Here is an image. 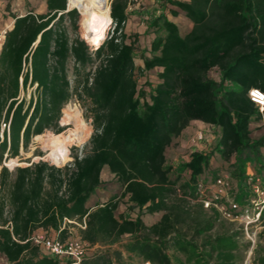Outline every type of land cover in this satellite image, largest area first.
<instances>
[{
  "label": "trees",
  "instance_id": "1",
  "mask_svg": "<svg viewBox=\"0 0 264 264\" xmlns=\"http://www.w3.org/2000/svg\"><path fill=\"white\" fill-rule=\"evenodd\" d=\"M1 1L8 9L15 0ZM76 1L45 0L43 14L11 13L13 26L0 52V166L4 159L18 158L47 130L68 145L81 143L80 127L68 136L59 127L74 93L92 105L94 134L90 151L75 155L65 170L45 162L13 172L2 168L0 255L9 264H69L31 238L44 229L66 239L68 226L85 224L81 239L105 250L80 264H171L169 251L186 252L190 244L184 228L197 235L214 228L203 206L192 204L199 186L225 175L233 199L245 202L255 182L245 166L264 167V131L252 138L251 130L262 116L248 98L251 89L264 93V0H163L146 21L145 32L153 36L148 48H142L138 34L125 32L134 17L127 12L128 0L112 1L113 25L98 45L85 37L82 26L81 37ZM170 17H185L192 27L182 34ZM89 44L102 45L92 51ZM94 63L96 69L87 72ZM213 70L218 82L209 78ZM29 88L35 89L27 100L21 95ZM193 121L217 130L214 148L193 152L176 168L168 166L167 149ZM3 122L10 123L9 140L7 131L1 137ZM52 153L58 161L47 157L57 167L70 161L67 150L65 160L62 148ZM216 154L228 163L224 174L212 162ZM105 169L121 195L91 201L109 186L102 181ZM122 202L130 216L118 213ZM205 245L213 247L212 241Z\"/></svg>",
  "mask_w": 264,
  "mask_h": 264
},
{
  "label": "rangeland",
  "instance_id": "2",
  "mask_svg": "<svg viewBox=\"0 0 264 264\" xmlns=\"http://www.w3.org/2000/svg\"><path fill=\"white\" fill-rule=\"evenodd\" d=\"M78 1V0H77ZM76 2L73 3V7H76L86 14V18H89V13L83 11L81 8L76 6ZM113 0H95L94 4L95 7L100 11H109L111 9V3ZM163 0H144L141 5L134 11L128 12L130 15L134 16L131 17L129 22L125 27V32L130 34H138L140 36V43L142 48H148L150 43L153 39V36L146 34V21L152 15H156L158 9L161 7V3ZM8 5L5 2L0 0V37L9 29V26L12 23L11 13H17L19 15H24L29 11H34L37 14H43L47 12L45 0H15L11 2L9 8L7 9ZM81 12V13H82ZM82 13V14H83ZM110 14V13H109ZM85 17V16H84ZM83 25L84 29L86 28V22ZM81 20L82 16L80 15L79 21V33L81 37H83L81 31ZM178 25L180 26L182 34H185L190 30L191 22L185 18L181 17L177 20ZM110 27V26H109ZM108 27V28H109ZM111 28V27H110ZM109 28V29H110ZM86 30V29H85ZM108 30V29H107ZM71 36L75 37L76 33L71 30ZM107 38V37H106ZM106 38L102 42H105ZM92 41H94L92 39ZM95 43V42H94ZM96 44V43H95ZM101 44V45H102ZM90 45V44H89ZM97 45V44H96ZM100 45V46H101ZM99 46V47H100ZM99 47H93L90 45L92 51L97 50ZM140 53V52H139ZM137 65L140 64L139 60L136 61ZM98 66L97 63L92 64L87 68V72H93L96 67ZM75 65L74 62L69 64V76L71 80V84L74 86V79H75ZM209 78L214 81H219L218 78V71L213 70L209 73ZM154 79V78H153ZM154 81V80H153ZM35 88H29L26 95L22 94L21 96H26L27 100L30 99L31 94H33ZM64 111H62V124L61 119L59 122V127L62 129L60 133L62 136H68L70 133L75 131L78 127L82 129V137L81 143L72 142L69 145L63 142V139L55 140L57 136L54 135V131L47 130L43 134V136L39 140L32 139V142L27 151H21V155L18 158L13 159L14 161L5 160L3 161L2 166H0V173L3 167H7L10 172H13L17 167H28L36 163L45 162L48 163L50 166L56 167L58 169L65 170L67 167L72 165L75 155L82 156L90 151V141L94 134V128L92 126V105L89 100L83 98L81 99L75 93L73 97L69 101L67 105H65ZM71 121H74L71 122ZM78 124V125H76ZM63 125V126H62ZM205 125V124H203ZM264 121L261 123L253 124L251 126L252 130V138H258L263 134L264 131ZM204 128H197L198 133L203 135V140L198 142V149L196 148L197 152L205 153L210 151L214 148L216 139L218 138L217 130L209 125L202 126ZM187 129V128H186ZM190 130L192 128H189ZM186 130L183 131L185 133ZM57 135V134H55ZM180 139V136L174 139L176 142ZM68 145V146H67ZM62 148V157L65 160L66 158V150L68 156L70 157V161L64 166H58L51 163L48 159V155H50L53 159H55L54 155H52L55 149ZM67 148V149H66ZM191 151V148H182L180 144L176 143L170 149L167 154L168 159V166L177 167L182 163H185L187 155ZM176 156H175V154ZM179 159L181 163L174 164V159ZM56 160V159H55ZM63 160V161H64ZM11 161V162H10ZM58 161V160H56ZM60 162V161H59ZM62 162V161H61ZM215 167L221 166L223 170L222 173L224 174L225 169L228 167V163H224L218 154H216L215 158L212 160ZM249 164L245 166V174L246 169ZM262 165L264 166V160L262 161ZM60 167V168H59ZM255 169V172L254 170ZM221 173V174H222ZM253 181H258V185L264 189V167L258 168L254 167L251 168L250 171L247 173ZM109 186L105 187L104 193H98L94 196L91 201L98 200V198L102 199H110L116 196L121 195V188L118 184H113L108 182ZM250 189H252L253 184L249 185ZM243 195H249V191L242 189L241 190ZM250 196V195H249ZM252 200V197H248L247 203ZM240 205V209L243 207V202L238 201ZM121 209L124 210V215L130 216L131 213L129 212L125 202H122ZM207 214L208 217L213 218L214 228L211 232L203 235H197L194 233L193 230L188 229V227L184 228L183 232L185 233L186 240L189 245H186L187 251L182 252L178 250H170L169 255L171 258V264H219L220 262H230L232 264H264V229H262L258 235L257 242L255 249L252 255L248 258L247 253L249 249V242L245 240L243 232L241 228H239L238 224L229 223L223 219H221L218 213L214 210H205L204 212ZM159 215L154 216L152 218H148L147 222L150 224L155 219L157 220ZM79 225V224H78ZM78 225H71V236L73 237H80ZM264 226V223L262 224ZM206 241H212L213 247L206 246ZM105 248L98 246L97 249L94 251L89 252H103ZM0 264H5L4 258L2 259L0 255ZM130 264H147L141 261H133Z\"/></svg>",
  "mask_w": 264,
  "mask_h": 264
},
{
  "label": "built area",
  "instance_id": "3",
  "mask_svg": "<svg viewBox=\"0 0 264 264\" xmlns=\"http://www.w3.org/2000/svg\"><path fill=\"white\" fill-rule=\"evenodd\" d=\"M144 0H128L127 12L136 10ZM6 34V33H5ZM249 100L255 105L264 121V93L259 89H251L248 92ZM4 131H7L9 140L10 123H2V138ZM198 140H203L202 133L199 134ZM255 181L250 196L252 200L248 203L243 202L240 209L238 201L234 200L229 193V184L227 176L219 177L215 182L209 185L202 183L199 186L197 200L192 201L193 205H202L205 210H214L219 217L229 223L238 224L241 228L244 238L249 242L248 258L252 255L258 235L264 226V189ZM69 224L75 222L67 221ZM76 224V223H75ZM78 225V224H77ZM81 229H85V224L78 225ZM35 245L42 246L47 254L51 257L69 264H80L86 257L92 246L84 242L81 237H73L71 233L66 239H61L59 232L57 236L49 234L34 235L31 238Z\"/></svg>",
  "mask_w": 264,
  "mask_h": 264
},
{
  "label": "crops",
  "instance_id": "4",
  "mask_svg": "<svg viewBox=\"0 0 264 264\" xmlns=\"http://www.w3.org/2000/svg\"><path fill=\"white\" fill-rule=\"evenodd\" d=\"M170 20H172V21H175L176 23H177V20H174V19H172L171 17L169 18ZM190 24H192V23H190ZM13 26V20H12V23H11V25L9 26V29L11 28ZM192 27V25H190V28ZM8 31V30H7ZM6 31V32H7ZM5 32V33H6ZM4 38H5V36H3V39H2V41L0 42V52H1V49H2V45H3V43H4ZM204 123H202V122H199V121H193L190 125H189V127H187V129H185L186 131H185V133H182L181 135H180V139H178L176 142H174L173 141V143L171 144V146L167 149V151H166V158H168L167 157V154H168V152L170 151V149H172V147L174 146V144H176V143H178V144H180L181 145V147L182 148H191V151L189 152V154L187 155V158H186V160H185V162H188L189 160H190V156H191V154L193 153V152H197V150H195L196 148L198 149V142H200L199 140H198V136H199V133H198V130H197V128H204V127H202V126H205V125H203ZM189 128H192L191 130L189 129ZM175 154V153H174ZM175 156H176V154H175ZM175 161H174V164L176 165V164H180L181 162L180 161H178L176 158L174 159ZM167 163H168V159H167ZM174 168H176V166L174 167ZM247 171H246V175H248L247 173H248V171H250L251 170V167L248 165V167H247V169H246ZM114 177H113V175H111L110 173H109V171L107 170V169H105L104 171H103V174H102V181L103 182H105V183H108V182H113L114 180ZM102 193H104V191L103 192H101V194ZM100 200L104 203V202H106V201H108L109 199H102V198H100ZM118 213L120 214V213H124V210L123 209H119L118 210ZM71 226H68L67 227V229H68V234L69 233H71ZM43 234H49L50 236H57V232L56 231H54V230H44V229H38L37 231H35L34 233H33V236L34 235H43ZM68 234L66 235V236H68ZM72 234V233H71ZM97 247L98 246H94V247H92V249L90 250V252L91 251H94L95 249H97ZM97 252H95V253H91V256H93L94 254H96ZM90 256V255H89ZM1 257H2V259L4 258V262H5V264H9L8 263V261H7V259L5 258V256H3V255H1Z\"/></svg>",
  "mask_w": 264,
  "mask_h": 264
},
{
  "label": "bare ground",
  "instance_id": "5",
  "mask_svg": "<svg viewBox=\"0 0 264 264\" xmlns=\"http://www.w3.org/2000/svg\"><path fill=\"white\" fill-rule=\"evenodd\" d=\"M95 0H78L76 3V6L81 8L83 11L89 13V18L87 19L86 22V30L83 27V21H82V29L83 33L85 34V37L87 36L90 37V33H95L96 37L91 38L93 39L94 42L98 45L105 37L106 31L110 25L111 17H110V12L105 10V11H100L95 7ZM76 8V7H74ZM79 12L80 10L77 9ZM81 16L84 17V15L80 12ZM86 19V18H85ZM85 25V21H84ZM87 35V36H86ZM4 36V33L0 37V42L2 41Z\"/></svg>",
  "mask_w": 264,
  "mask_h": 264
},
{
  "label": "water",
  "instance_id": "6",
  "mask_svg": "<svg viewBox=\"0 0 264 264\" xmlns=\"http://www.w3.org/2000/svg\"><path fill=\"white\" fill-rule=\"evenodd\" d=\"M67 9L70 11V10H74V9H70L69 8V5L67 4ZM78 11V10H77ZM78 13L80 14V12L78 11ZM81 15V14H80ZM112 21V19H111ZM110 25L112 26L113 25V21L110 23ZM90 37L93 38V37H96L95 33H90Z\"/></svg>",
  "mask_w": 264,
  "mask_h": 264
}]
</instances>
